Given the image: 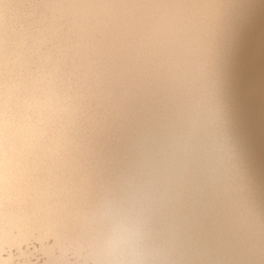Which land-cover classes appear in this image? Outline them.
Instances as JSON below:
<instances>
[{
	"label": "snow or ice",
	"instance_id": "1",
	"mask_svg": "<svg viewBox=\"0 0 264 264\" xmlns=\"http://www.w3.org/2000/svg\"><path fill=\"white\" fill-rule=\"evenodd\" d=\"M4 6L20 12L0 29L5 191L14 210L54 217L73 233L77 216L101 199L128 202L154 189L188 126L210 121L213 214L203 230L215 225L247 243L258 228L260 259L162 264H264V183L250 177L229 81L245 0Z\"/></svg>",
	"mask_w": 264,
	"mask_h": 264
},
{
	"label": "clouds",
	"instance_id": "2",
	"mask_svg": "<svg viewBox=\"0 0 264 264\" xmlns=\"http://www.w3.org/2000/svg\"><path fill=\"white\" fill-rule=\"evenodd\" d=\"M250 9L241 10L248 15ZM195 122H192L188 129ZM3 121L0 117V226L6 210L13 207L6 196ZM170 173L150 192L133 196L128 202L98 201L95 209L78 215L72 233L78 250L88 262L98 264H162L167 261L204 259H260L259 231L247 243L229 239L202 221L211 220L206 200L212 172L207 158L186 132L178 143ZM162 215L164 229L154 233V220ZM0 264L3 261L0 260Z\"/></svg>",
	"mask_w": 264,
	"mask_h": 264
},
{
	"label": "bare ground",
	"instance_id": "3",
	"mask_svg": "<svg viewBox=\"0 0 264 264\" xmlns=\"http://www.w3.org/2000/svg\"><path fill=\"white\" fill-rule=\"evenodd\" d=\"M252 1L232 65V78L229 67V81L247 147L249 174L259 188L264 183V2ZM16 2L4 0L0 4V29L15 24L19 9L4 5ZM245 2L250 4L249 0ZM186 132L207 158L214 148L210 121L195 122ZM221 164L226 170V162ZM165 225L164 217L157 215L154 233L161 232ZM0 260L3 264H85L75 237L54 217L24 216L14 209L11 213L6 210L0 226Z\"/></svg>",
	"mask_w": 264,
	"mask_h": 264
},
{
	"label": "rangeland",
	"instance_id": "4",
	"mask_svg": "<svg viewBox=\"0 0 264 264\" xmlns=\"http://www.w3.org/2000/svg\"><path fill=\"white\" fill-rule=\"evenodd\" d=\"M253 2L252 0H249V3ZM251 3L249 5H251ZM246 21H247V17L244 18L243 20H241V22L239 23L238 25V28H237V31H236V35H235V38H234V41H233V45H232V50H231V57H230V69H231V75L230 77L232 78V65H234V61H235V55H236V52H237V49L239 47L238 44H240V39H241V36L243 34V29H244V26L246 24ZM229 69V70H230ZM230 87H231V84H230ZM233 87H231L230 91H232V96H231V99H232V104H233V109H234V113H235V117H236V121H237V125H238V130H239V133L244 141V138H243V135H242V130H241V123L239 122V116H237V109L235 107V104H234V101H233V90H232ZM239 122V123H238ZM244 146H245V141H244ZM245 151H246V158H247V147L245 146ZM256 180V179H255ZM257 181V180H256Z\"/></svg>",
	"mask_w": 264,
	"mask_h": 264
}]
</instances>
